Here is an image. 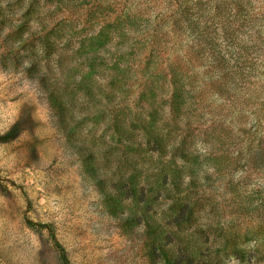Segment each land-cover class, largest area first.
<instances>
[{
	"label": "rangeland",
	"instance_id": "rangeland-1",
	"mask_svg": "<svg viewBox=\"0 0 264 264\" xmlns=\"http://www.w3.org/2000/svg\"><path fill=\"white\" fill-rule=\"evenodd\" d=\"M45 225L70 264H264V0H0V264H62Z\"/></svg>",
	"mask_w": 264,
	"mask_h": 264
},
{
	"label": "trees",
	"instance_id": "trees-1",
	"mask_svg": "<svg viewBox=\"0 0 264 264\" xmlns=\"http://www.w3.org/2000/svg\"><path fill=\"white\" fill-rule=\"evenodd\" d=\"M59 3H69V2H71L72 0H57ZM180 20H184L185 22H188V27H186V28H190L189 27V25H190V22H189V18H187V17H175V22H178V21H180ZM193 32V31H192ZM195 34H197V37H199L200 36V33L199 32H194ZM102 35V34H101ZM100 35V36H101ZM198 41L199 42H202L203 40H202V38L200 37L199 39H198ZM208 56L211 58V60H212V63H214L215 65H216V67H218L219 68V65L220 64H223V62H225V59H224V54L223 53H221V52H215V49L214 50H212V52H209L208 53ZM232 72V67L230 68V67H228L227 68V70H226V72H224V75H228L229 76V74ZM233 72L235 73V71L233 70ZM221 76V75H220ZM221 78H223V76H221ZM221 87L223 88L224 86H222L221 85ZM28 224H31V225H35V223H33V222H31V221H28ZM47 230H48V232L50 233V237H51V241H52V243H53V245H54V247L59 251V256H60V259H61V263L62 264H70L69 263V260H68V258H67V256H66V253H65V250H64V248L57 242V240H56V238L54 237V235H53V231H52V229L51 228H49V225H45L44 226Z\"/></svg>",
	"mask_w": 264,
	"mask_h": 264
}]
</instances>
